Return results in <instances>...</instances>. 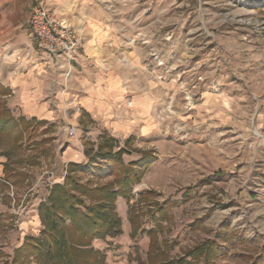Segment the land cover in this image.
Wrapping results in <instances>:
<instances>
[{"label": "rangeland", "instance_id": "obj_1", "mask_svg": "<svg viewBox=\"0 0 264 264\" xmlns=\"http://www.w3.org/2000/svg\"><path fill=\"white\" fill-rule=\"evenodd\" d=\"M36 1L0 0V235L13 234L15 245L44 228L39 205L49 203L57 177L66 183L60 160L74 127L89 160L79 181L117 183L129 172L132 191L115 201L120 231L98 238L85 233L86 205L63 194L54 210L66 211L60 226L77 249L72 264L91 262L88 250L102 264L147 263L152 252L173 264H264V0H69L63 12L48 0L58 17L102 26L78 30L85 46L90 34L103 38L94 54L151 106L131 135L100 129L98 140L83 111L72 125L69 113L79 108L68 100L56 121L9 108L13 67L47 62L30 26ZM53 65L69 77L76 61ZM110 138L114 153L98 157ZM14 245V254L0 245V264H19ZM22 264L39 260L30 255Z\"/></svg>", "mask_w": 264, "mask_h": 264}, {"label": "crops", "instance_id": "obj_2", "mask_svg": "<svg viewBox=\"0 0 264 264\" xmlns=\"http://www.w3.org/2000/svg\"><path fill=\"white\" fill-rule=\"evenodd\" d=\"M51 1L57 4L62 12L66 11L69 0ZM85 15L88 14L85 13ZM62 16L59 18L64 20L63 22L87 34L97 32L100 28L104 30L93 20L89 22L87 17L78 21ZM102 41L103 38H99L98 35L95 37L90 34L87 45L78 54L76 66L70 75L72 78L65 77L67 72L65 69H58L53 64L46 66L47 62L29 60L18 63L20 66L17 64L13 67L14 71L7 82L12 91V95L7 98L9 108L16 110L27 120L56 121L64 116V112L70 105L66 102L68 100L79 108L78 111L69 113L70 120L74 122L72 125H80L83 111L90 120L89 125L92 126L89 132L92 140H98L100 129L114 136L131 135L140 127V120L148 116L151 106L138 99L140 97L129 95L122 75L116 70L108 69L104 64L105 59L94 54L93 46ZM129 96L132 98L131 103L127 99ZM68 139L60 163L66 164V168L71 162L87 164L89 160L82 140L75 135ZM57 179L56 183H62L64 176L60 175ZM36 217L39 221L37 227H39L42 223L41 218L40 215ZM26 236H19L14 245L13 234H2L0 245L6 246L8 251H11L9 253L14 254L10 245H14L16 249L20 248L25 243Z\"/></svg>", "mask_w": 264, "mask_h": 264}, {"label": "trees", "instance_id": "obj_3", "mask_svg": "<svg viewBox=\"0 0 264 264\" xmlns=\"http://www.w3.org/2000/svg\"><path fill=\"white\" fill-rule=\"evenodd\" d=\"M114 145V140L111 138L106 139L105 142L99 145L96 155L98 154V157H100V155L105 157L112 155V153H114ZM116 154V157L120 160L121 152ZM68 169L69 175L66 176V183H56L52 187L49 197L50 205L45 202L39 205V212L44 228L40 231L39 235L26 236L23 246L15 250L14 262L19 264L21 262L22 264L26 259H29L30 255H35L38 257L39 264H48V261L51 260L54 261V264H72V251L77 249L70 245L71 241L69 240L68 242L60 226V220L65 218L64 214H66V211L60 207L54 210L56 203L62 200L61 197L63 194L65 196L64 198L68 196L66 192H68L71 197L76 198L78 204L82 206L86 205V217L89 218V223L85 233H91V238L106 237L107 234H117L120 231L118 228L120 219L116 217L115 201L118 196H128L132 191V189L129 188L132 181L130 178L131 173L127 172L122 178L118 179L117 183L106 182L104 184L92 186L90 183L83 184L77 178L78 171L86 170V168H83L82 164L71 162ZM139 179L138 177L135 181L138 182ZM74 191L78 192L80 196L74 195ZM84 198H87L90 204L87 205ZM159 209L163 210V208ZM50 211H53L51 215H49L51 216V220L47 217V212ZM68 214L70 215L71 213L69 212ZM75 227L76 231L83 233V229L79 227V225L75 224ZM43 237L48 238L46 239ZM86 253L88 257L91 256L92 262L85 260L86 264H102V260L99 261L98 255L92 253V250H88ZM154 254V252L149 254L147 263L139 262L138 264H173L167 259H162L160 261L155 260L156 255ZM23 256H26L24 258L25 260H21ZM39 257L42 258V260ZM44 257L45 259H43ZM185 264H191V261L187 260Z\"/></svg>", "mask_w": 264, "mask_h": 264}, {"label": "built area", "instance_id": "obj_4", "mask_svg": "<svg viewBox=\"0 0 264 264\" xmlns=\"http://www.w3.org/2000/svg\"><path fill=\"white\" fill-rule=\"evenodd\" d=\"M30 26L46 61L59 68L72 67L80 51L85 48L84 35L61 20L48 0H37L30 19ZM71 136L76 134L70 127Z\"/></svg>", "mask_w": 264, "mask_h": 264}, {"label": "bare ground", "instance_id": "obj_5", "mask_svg": "<svg viewBox=\"0 0 264 264\" xmlns=\"http://www.w3.org/2000/svg\"><path fill=\"white\" fill-rule=\"evenodd\" d=\"M65 23V22H64Z\"/></svg>", "mask_w": 264, "mask_h": 264}]
</instances>
